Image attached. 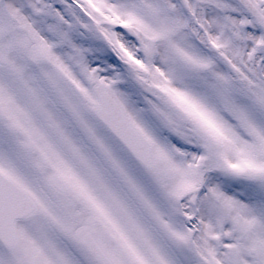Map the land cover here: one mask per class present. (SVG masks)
Segmentation results:
<instances>
[{"label": "snow or ice", "instance_id": "snow-or-ice-1", "mask_svg": "<svg viewBox=\"0 0 264 264\" xmlns=\"http://www.w3.org/2000/svg\"><path fill=\"white\" fill-rule=\"evenodd\" d=\"M0 264H264V0H0Z\"/></svg>", "mask_w": 264, "mask_h": 264}]
</instances>
